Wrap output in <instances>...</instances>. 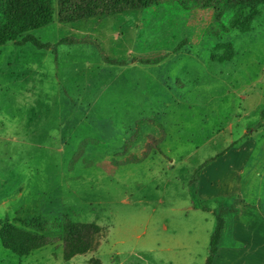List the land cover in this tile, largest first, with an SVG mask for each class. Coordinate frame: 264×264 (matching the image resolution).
Here are the masks:
<instances>
[{"label": "rangeland", "instance_id": "rangeland-1", "mask_svg": "<svg viewBox=\"0 0 264 264\" xmlns=\"http://www.w3.org/2000/svg\"><path fill=\"white\" fill-rule=\"evenodd\" d=\"M211 26L161 8L54 19L32 33L48 49L0 47V225L101 229L69 263L56 240L27 257L0 244V264H205L224 200L237 214L213 264H264V10L246 34ZM218 43L230 61H212Z\"/></svg>", "mask_w": 264, "mask_h": 264}, {"label": "trees", "instance_id": "trees-1", "mask_svg": "<svg viewBox=\"0 0 264 264\" xmlns=\"http://www.w3.org/2000/svg\"><path fill=\"white\" fill-rule=\"evenodd\" d=\"M0 0V47L7 43L30 44L39 50L50 46L32 33L53 23L68 24L82 20L110 17L131 11L159 10L181 7L185 11L209 13L214 26L205 30L212 39H221L234 31L241 34L252 30V23L264 10V0ZM56 17V18H55ZM66 42V41H63ZM230 43H218L211 54L214 62L224 63L234 57ZM264 116V105L262 110ZM151 148V145L148 146ZM157 147L154 145V148ZM148 148V149H150ZM148 156L132 157L123 165L141 163ZM200 171L194 173L197 182ZM195 185V184H194ZM215 213L216 225L210 237L205 264H213L225 226L237 210L227 201H221ZM16 226L8 219L0 225V244L18 257H27L34 251L62 242V260L87 254L95 248L101 229L90 223H77L67 216L61 218L33 217L19 221ZM57 232V237L48 236ZM90 264H99L97 260Z\"/></svg>", "mask_w": 264, "mask_h": 264}, {"label": "crops", "instance_id": "crops-1", "mask_svg": "<svg viewBox=\"0 0 264 264\" xmlns=\"http://www.w3.org/2000/svg\"><path fill=\"white\" fill-rule=\"evenodd\" d=\"M220 248H221V247H220ZM220 248H219V249H220ZM66 263H69V262H66Z\"/></svg>", "mask_w": 264, "mask_h": 264}]
</instances>
